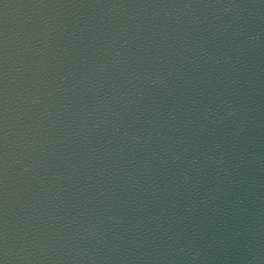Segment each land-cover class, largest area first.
<instances>
[{
  "label": "water",
  "instance_id": "95a60500",
  "mask_svg": "<svg viewBox=\"0 0 264 264\" xmlns=\"http://www.w3.org/2000/svg\"><path fill=\"white\" fill-rule=\"evenodd\" d=\"M0 264H19L7 192L0 146Z\"/></svg>",
  "mask_w": 264,
  "mask_h": 264
}]
</instances>
